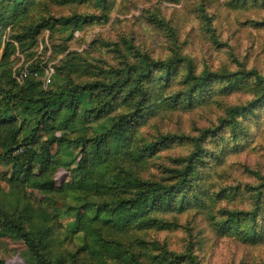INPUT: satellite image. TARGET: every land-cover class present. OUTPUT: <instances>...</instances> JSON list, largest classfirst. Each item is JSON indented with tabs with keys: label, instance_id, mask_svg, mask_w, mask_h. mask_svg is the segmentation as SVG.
Here are the masks:
<instances>
[{
	"label": "rangeland",
	"instance_id": "1",
	"mask_svg": "<svg viewBox=\"0 0 264 264\" xmlns=\"http://www.w3.org/2000/svg\"><path fill=\"white\" fill-rule=\"evenodd\" d=\"M129 69L44 126L12 96ZM0 92V154L50 155L36 184L0 162V219L21 218L42 257L0 231L7 264H264V0H0ZM52 137L71 143L47 152ZM146 180L175 188L138 218Z\"/></svg>",
	"mask_w": 264,
	"mask_h": 264
},
{
	"label": "trees",
	"instance_id": "2",
	"mask_svg": "<svg viewBox=\"0 0 264 264\" xmlns=\"http://www.w3.org/2000/svg\"><path fill=\"white\" fill-rule=\"evenodd\" d=\"M77 17V19H84L81 17ZM85 18L84 20H86ZM132 79V70L129 69L128 75L126 77L118 78L117 80L113 82H107V81H95V82H89L84 84H76L69 87H58L55 91H52L51 95H41L39 97H31L27 96L23 93L12 95L13 98L17 99L19 102L26 104V109L31 115H34V117L39 118V123L44 126L45 123H47L52 115L53 108L55 106H58L60 102L68 97H71L70 105L73 109H75V105L77 100L80 97L92 95L97 89H101L102 91L106 92H118L120 88L128 83ZM34 87V86H32ZM3 92H0L2 94ZM6 93V92H5ZM6 95L11 96L10 93H6ZM135 113H125L123 115H120L117 117L115 123L113 124V127L111 128L110 132L113 135H121L124 134L127 130V127L134 119ZM7 119L0 115V122H6ZM214 132V131H213ZM104 135H99L95 137L97 142L94 145L99 146V143L102 141ZM184 136L181 135H170L165 137L161 142H165L167 140H178L183 139ZM196 140V150L193 153L194 158L198 160H202L203 157L206 154V149L202 148V143L199 139ZM64 142H70L64 137H52L47 145H46V151L50 149V147L55 143H64ZM103 142V141H102ZM71 143V142H70ZM19 145L15 149H10L8 151H5L4 153L0 154V162H6L8 164L13 163L15 166H18L19 163L23 162L25 164V167H22V179L24 183L27 184H36L38 176H41L42 172H44L47 168V165L41 168L40 173L35 172V164L37 162L41 163L44 162L43 159L46 158V155H49L48 153H45L43 155L40 154L39 151H37L33 144L30 142H27L24 146ZM153 147V146H152ZM49 162V160H48ZM43 165V163H41ZM175 187L170 186H164L162 184L153 182V181H143L140 188L138 189L135 197L130 199L129 201H132V204L129 208L130 214H135L138 216V218H143L146 216L149 212V206L153 202L160 201L166 197L169 196L170 191H172ZM113 204L118 206H123L122 201L118 200H112L109 203V206H114ZM233 216V214H232ZM233 220H236L234 218ZM0 231L4 235H16L17 237L21 238L27 246L30 248V250L35 253L40 259L42 258L39 252L38 244L36 243L35 239L29 232V230L24 225L21 218H14V217H6L4 219H0ZM168 255H176V253H166ZM0 264H7L5 260L0 258Z\"/></svg>",
	"mask_w": 264,
	"mask_h": 264
},
{
	"label": "built area",
	"instance_id": "3",
	"mask_svg": "<svg viewBox=\"0 0 264 264\" xmlns=\"http://www.w3.org/2000/svg\"><path fill=\"white\" fill-rule=\"evenodd\" d=\"M27 75H28V71L25 70V71L23 72V76L25 77V76H27Z\"/></svg>",
	"mask_w": 264,
	"mask_h": 264
}]
</instances>
